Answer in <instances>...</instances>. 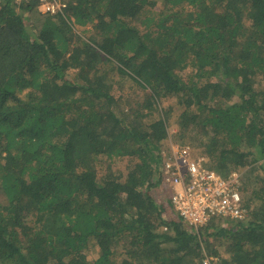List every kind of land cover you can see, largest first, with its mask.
I'll return each instance as SVG.
<instances>
[{"label":"trees","instance_id":"1","mask_svg":"<svg viewBox=\"0 0 264 264\" xmlns=\"http://www.w3.org/2000/svg\"><path fill=\"white\" fill-rule=\"evenodd\" d=\"M66 13L0 0V264H201L203 250L264 264V173L240 176L246 218L194 229L158 176L166 120L147 118L175 97L205 167L264 170V0H77ZM127 80L146 96L132 112L111 92Z\"/></svg>","mask_w":264,"mask_h":264},{"label":"built area","instance_id":"2","mask_svg":"<svg viewBox=\"0 0 264 264\" xmlns=\"http://www.w3.org/2000/svg\"><path fill=\"white\" fill-rule=\"evenodd\" d=\"M36 1L41 13L67 18V9L77 0ZM166 146L160 152L158 176L171 207L188 225L198 229L214 219L247 217L249 211L244 205L241 174L237 170L223 177L205 167L204 156H197L188 144L169 140ZM203 253L201 264H212L213 257Z\"/></svg>","mask_w":264,"mask_h":264},{"label":"rangeland","instance_id":"3","mask_svg":"<svg viewBox=\"0 0 264 264\" xmlns=\"http://www.w3.org/2000/svg\"><path fill=\"white\" fill-rule=\"evenodd\" d=\"M159 6L160 5L157 4L156 9L159 8ZM190 72H191V69L187 68L186 70H184L182 72V74L184 77H187V76H189ZM258 80H259V82H258L259 85L263 86L264 80H262V79H258ZM111 92L117 98V104L120 105V107L121 106L124 107V111L128 110L129 112H132L135 109H137L140 104L145 102V98H146L144 91L139 86H137L136 83H134L131 80H127L120 88L114 86V88L111 89ZM127 103H129V104H127ZM179 113H180L179 103L175 97H172V98H167V99L161 100L154 107V109H152L150 112H148L147 118H148V121L153 120L158 116H163L165 118L168 135L164 139V141L162 142L163 145H166V143L169 140L174 142V143H177V144H188L193 149L194 153L197 156H204V159H208L204 154L197 152L198 151L197 149H202V146L198 145V143L195 140L191 139L189 136H187L186 138H183L184 136H182L180 134V131L177 127V117H178ZM116 164H117V167H119L120 169H123L125 167V165H127V162H126V160H119ZM259 164L260 163H257V164L250 163V159H248L243 164V166H241L239 169H237V171L242 176V179H243L242 185L243 186L244 185L250 186L253 183L254 179H256L257 176L262 175L264 173V170L262 169L261 166H259ZM114 167H115V165H114ZM158 173H159V169H158ZM158 192H160V191H158L155 188L152 191V193L154 195H156ZM242 195L244 198H246L247 196H249V191H246L243 188L242 189ZM226 219H228V218H226ZM226 219H220L219 218L214 223L218 226V225H221L223 223L222 220L226 221ZM230 224L231 223L228 222L227 226H230ZM205 226L206 225H202L201 227H205ZM210 240L212 243L211 244L209 242L211 244L210 245L211 248H213L212 245L214 244V248H216L218 250L219 255L221 257H228L229 256V252L227 251V248H226L227 245L226 244L219 246L217 243H214L212 238H210ZM93 244H94L93 241L90 240L88 243V247L85 250L86 256L88 259H94L98 255L97 246H95ZM203 251L206 252V254L209 253L207 250L206 251L203 250ZM216 260L217 259L213 257V263Z\"/></svg>","mask_w":264,"mask_h":264}]
</instances>
